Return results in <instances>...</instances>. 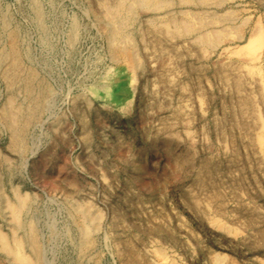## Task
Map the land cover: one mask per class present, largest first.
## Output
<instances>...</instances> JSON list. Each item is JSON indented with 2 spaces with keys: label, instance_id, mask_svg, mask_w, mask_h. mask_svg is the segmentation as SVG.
Wrapping results in <instances>:
<instances>
[{
  "label": "rangeland",
  "instance_id": "obj_1",
  "mask_svg": "<svg viewBox=\"0 0 264 264\" xmlns=\"http://www.w3.org/2000/svg\"><path fill=\"white\" fill-rule=\"evenodd\" d=\"M41 1L51 45L28 0H0L56 92L30 128L25 153L7 147L0 120V152L14 162L9 195L14 183L32 200L44 264H264V148L250 140L264 131V0L209 8L235 11L226 24L240 25L244 35L231 32L216 48L178 37L169 39L177 48L163 52L139 17L134 41L144 67L137 73L111 60L100 0ZM73 17L82 34L70 57ZM257 29L263 40L255 56L231 52ZM4 43L0 33V51ZM119 66L133 76L129 101L93 95L89 87ZM4 91L0 75V98ZM81 91L90 102L77 98ZM206 158L216 163L214 188L195 180ZM76 203L100 213L95 243L83 254L71 213ZM0 226L9 232L1 219ZM6 254L0 238V264H21Z\"/></svg>",
  "mask_w": 264,
  "mask_h": 264
},
{
  "label": "bare ground",
  "instance_id": "obj_2",
  "mask_svg": "<svg viewBox=\"0 0 264 264\" xmlns=\"http://www.w3.org/2000/svg\"><path fill=\"white\" fill-rule=\"evenodd\" d=\"M28 2L30 17L40 29L42 40L47 43L50 25L45 17L42 1ZM226 2L227 0H100L110 58L114 63L126 65L135 73L143 69L144 64L134 41L133 24L139 17H146L143 30L151 34V40L156 41L153 42V47H159L163 52L177 48V43H170L171 38L188 37L193 45L201 48H216L231 32L243 38L244 35H240V25L226 24L232 22L235 11L218 13L209 9L222 6ZM13 17L9 8L0 3V33L8 40V44L4 43L0 51V75L5 80V91L0 98V120L8 130L7 147L21 155L30 146V128L50 108L56 92L54 94L55 89L48 77L34 62L31 48L24 37V28L14 23ZM81 34L78 20L71 18L67 32L70 57L77 51ZM262 40V33L257 29L251 34L247 44L231 52L253 57ZM249 70L253 72L255 68L249 66ZM131 81L133 76L126 74L119 66L106 73L102 81L89 89L93 95L104 96L111 103L128 102L131 95L129 92L134 87ZM84 97L85 102H90L86 91H81L77 96L78 99ZM60 121L61 117L58 115L52 122L53 127L59 125ZM171 139L173 137H167L165 141ZM250 140L264 148V131L252 135ZM13 163L9 155L0 152V219L9 226V232H3L0 226L2 245L7 254L21 264H44L39 229L29 215L32 200L14 183L11 184V195L8 192L7 182L15 177ZM215 164L213 158L203 161L204 174L197 176V184L214 188ZM216 191L212 195L214 199L220 197ZM71 213L79 229L78 250L83 254L95 243V234L100 227V213L84 203H76ZM260 235L264 239V229H261Z\"/></svg>",
  "mask_w": 264,
  "mask_h": 264
}]
</instances>
